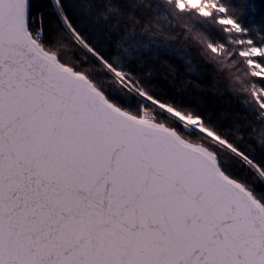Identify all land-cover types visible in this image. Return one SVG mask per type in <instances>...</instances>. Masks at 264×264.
Masks as SVG:
<instances>
[{
  "label": "snow or ice",
  "instance_id": "snow-or-ice-1",
  "mask_svg": "<svg viewBox=\"0 0 264 264\" xmlns=\"http://www.w3.org/2000/svg\"><path fill=\"white\" fill-rule=\"evenodd\" d=\"M0 264H264V0H0Z\"/></svg>",
  "mask_w": 264,
  "mask_h": 264
}]
</instances>
